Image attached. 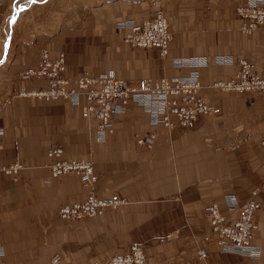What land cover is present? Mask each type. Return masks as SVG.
I'll use <instances>...</instances> for the list:
<instances>
[{
	"label": "crops",
	"instance_id": "crops-1",
	"mask_svg": "<svg viewBox=\"0 0 264 264\" xmlns=\"http://www.w3.org/2000/svg\"><path fill=\"white\" fill-rule=\"evenodd\" d=\"M241 2L0 0V125L4 129L0 243L4 261L52 264L55 257L54 264H90L119 252L115 251L119 245L132 240L130 234H139L145 264H264V90H222L212 85L234 76L237 59L247 60L254 72L264 75V30L243 33L238 29L235 7ZM14 10L24 16L13 35L16 17L6 16ZM157 11L171 30L164 56L156 47L131 45L115 28L119 20L149 18ZM8 34L6 47L5 43L1 46ZM40 48L50 58L63 53L62 73L68 78L94 76L112 68L116 77L129 84L141 77L186 74L191 66H174L171 59L203 55L206 64L196 67L199 90L216 110L176 126L169 135L170 147L158 146L149 152L138 149L132 140L135 132L151 128L142 108L129 103L122 112L112 113V131L98 143L110 135L117 144L95 147L100 171L95 186L101 196H122L129 201L120 209L104 212L100 219L70 224L56 211L59 205L83 197L81 180L74 172L50 175L52 159L46 150L59 143L62 158L78 159L90 149L94 134L79 104L62 96L28 94L47 84L44 75L21 76L35 66ZM219 55L231 62L216 61ZM96 121L90 119L91 124ZM153 129L156 140L166 139L161 125ZM254 187L258 206L253 211L256 228L251 241L260 248L258 257L225 251L213 235L201 238L210 223L208 202L215 201L223 210V194L243 199ZM199 246L204 248L203 257L196 254Z\"/></svg>",
	"mask_w": 264,
	"mask_h": 264
},
{
	"label": "built area",
	"instance_id": "built-area-1",
	"mask_svg": "<svg viewBox=\"0 0 264 264\" xmlns=\"http://www.w3.org/2000/svg\"><path fill=\"white\" fill-rule=\"evenodd\" d=\"M235 12L240 18L238 28L241 32L264 30V0H242L236 5ZM115 28L131 45L156 47L160 54L166 53L171 38L169 24L159 11L149 18L119 20L115 23ZM171 61L174 66L187 65L191 66V69L184 75L141 77L135 84H129L126 80L116 77L112 68L100 71L94 76L79 74L67 78L62 74L64 68L62 53L58 52L50 58L47 50L40 48L35 66L21 72V76L25 78L30 75H44L47 79L46 86L36 87L28 92L44 97L61 95L71 103L79 104L83 118L98 139H102L105 133L111 130L112 113L122 112L129 103L140 106L151 128L138 135L137 141L149 147L156 136V131L153 129L155 125H161L163 132L169 136L175 126L188 125L197 115L211 114L216 110V107L199 93L196 67L206 64L205 57L179 56L173 57ZM216 61L231 62L223 55L217 56ZM237 62L238 67L234 76L217 81L216 84L221 87L264 90V75L254 72L245 59H238ZM92 117L97 119L94 124L90 122ZM3 132L4 129L0 125V148ZM46 152L52 159L48 164L50 175L58 177L67 171L77 172L83 186L88 188L86 207L95 209L100 204V200L90 192L89 162L85 159L62 158V148L59 144L50 145ZM255 195V187L243 199L237 198L233 193H225L223 210L217 207L215 201L208 202L206 209L210 223L201 238L206 239L213 235L217 245L225 251L236 252L249 258L258 257L260 248L251 241L253 230L256 228L253 211L258 206ZM81 206L62 205L56 213L65 218L80 217ZM2 254L3 248L0 243V264H11L2 259ZM196 254L203 257L204 248L197 247ZM55 261L54 257L51 263L54 264ZM145 261L142 245L135 242L121 252L90 264H145Z\"/></svg>",
	"mask_w": 264,
	"mask_h": 264
},
{
	"label": "rangeland",
	"instance_id": "rangeland-1",
	"mask_svg": "<svg viewBox=\"0 0 264 264\" xmlns=\"http://www.w3.org/2000/svg\"><path fill=\"white\" fill-rule=\"evenodd\" d=\"M42 1H45V0H42ZM60 6H62V7H65L66 6V4H63V3H61V5ZM160 12V11H159ZM161 13V12H160ZM17 14V15H16ZM162 14V13H161ZM163 15V14H162ZM8 16H10V18L12 19V18H14V17H16L15 18V23H13V25H12V33H13V35L20 29V27L17 25L19 22H18V20L21 18V17H23L24 16V13H21V12H19V11H16V10H14V11H7V16H6V18L8 17ZM164 16V15H163ZM165 17V16H164ZM130 19H132V18H130ZM166 19V18H165ZM32 28H37V27H32ZM239 29V28H238ZM253 32V31H252ZM250 33V32H249ZM12 37H14V36H12ZM8 39H9V34H8V37L6 38V40H5V42L4 41H2V44H1V46L3 45V43H5V47H6V45H7V43H8ZM10 42H11V39H10ZM62 53V52H61ZM62 55H63V53H62ZM161 55V54H160ZM161 56H164V55H161ZM64 57V56H63ZM206 59V58H205ZM207 60V59H206ZM1 59H0V63H1ZM237 61H238V59H237ZM247 61V60H246ZM65 62V61H64ZM221 63H223V62H221ZM237 65H238V62H237ZM64 70V69H63ZM63 74V73H62ZM184 75V74H183ZM65 76V75H64ZM66 77V76H65ZM68 78V77H67ZM230 79V78H229ZM220 80H224V79H219V80H216V81H214L213 83H212V85H215V86H217V87H219L220 89H222V90H234V91H244V90H247V89H239V88H231V87H221V86H219V85H217L216 84V82L217 81H220ZM226 80V79H225ZM198 82H199V80H198ZM199 85H200V83H199ZM200 87H201V85H200ZM200 87H199V89H200ZM199 93H200V90H199ZM28 94H30L29 92H28ZM201 94V93H200ZM33 95V94H32ZM35 96H37V95H35ZM201 96L203 97V95L201 94ZM40 97H44V96H40ZM44 98H51V97H44ZM204 98V97H203ZM205 99V98H204ZM207 102H209V103H211L210 101H208L207 99H205ZM212 104V103H211ZM214 105V104H213ZM215 106V105H214ZM215 112V111H214ZM214 112H212V113H214ZM212 113L211 114H203V115H207V116H210V115H212ZM82 115V114H81ZM83 117V116H82ZM86 120V119H85ZM175 128V127H174ZM173 128V129H174ZM172 129V130H173ZM171 130V131H172ZM92 131H93V129H92ZM111 131H112V128H111V130L110 131H108L107 133H111ZM142 132L143 131H137V132H135L134 134H133V137H132V140H133V145H135L138 149H140V150H142V151H145V152H149L150 150H152L153 148H155V147H170V145L172 144L171 143V140H169L170 138V136H166V139H164V137H162V139H157L156 140V138L153 140V143L149 146V147H146V146H144V145H142L141 143H139L138 141H137V136L138 135H141L142 134ZM93 134H94V137L96 138V139H94V137L93 138H91L90 139V142H91V144H90V149L88 150V152L84 155V156H81V157H79L78 159H85V160H87L88 162H89V165H90V175H91V181H90V192L94 195V197L95 198H97V199H99L100 200V204H98L97 206H96V208L94 209V207L93 208H89V207H86V201H87V193H88V188L87 187H84L83 186V184L81 183V185H82V187H83V190H84V195H83V197L81 198V199H79V200H75V201H71V202H69V203H65V204H61V205H59L58 207H57V210L59 209V207H61L62 205H66V204H70V205H72V204H77V205H82L81 206V215H80V217H70V218H65V217H60V216H58V217H60V218H62V219H64V220H66L68 223H70V224H73V225H79V224H81L84 220H90V219H93V218H95V219H100L99 217H100V215L101 214H103L104 212H106V211H115V210H117V209H120L121 207H122V205L124 204V203H126V202H128L129 201V199L128 198H126V197H122V196H101L100 195V193H99V190H98V188H96V186H95V184L98 182V179H99V174H100V171H99V153H96L95 151H96V148L97 147H102V146H106V145H114V144H117V143H114L115 142V139L113 138V136H110V135H108L107 136V138L105 139V141L104 142H101V143H98L99 141H103L104 140V138L106 137V136H104L102 139H98L96 136H95V133H94V131H93ZM170 134H171V132H170ZM169 134V135H170ZM105 135H106V133H105ZM109 139V140H108ZM57 144H59V143H57ZM60 145V144H59ZM61 146V145H60ZM96 147V148H95ZM61 148H62V146H61ZM84 157V158H83ZM146 158V157H145ZM13 168V167H12ZM12 168H9V170H11ZM68 172H74V173H76L77 175H78V173L77 172H75V171H67V172H65V173H68ZM64 173V174H65ZM63 175V174H62ZM61 176V175H60ZM55 177V176H54ZM94 209V210H93ZM57 214V213H56ZM185 225L186 224H189L188 223V221H186L185 223H184ZM114 236H116L117 237V245L118 244H120L119 243V241H118V235H114ZM130 236V238L132 239L131 241H128L127 242V244L126 243H124V246H122V245H119L117 248H116V250L115 251H119V252H121V251H123L124 249H126L130 244H132V243H139V244H141L142 245V247H143V243L142 242H140V241H138V240H140L141 239V237L140 236H142V235H139V234H130L129 235ZM151 236H155V237H160V236H162V235H151ZM164 236V235H163ZM167 237H172L173 235H166ZM137 239V240H136ZM197 240H199V238L197 239ZM88 245H89V243H88ZM115 253H117V252H115ZM112 254H114V253H110V254H107V255H105V256H103L102 257V259L104 260L106 257H108V256H110V255H112ZM102 259H100V260H102ZM93 262V261H92Z\"/></svg>",
	"mask_w": 264,
	"mask_h": 264
},
{
	"label": "bare ground",
	"instance_id": "bare-ground-1",
	"mask_svg": "<svg viewBox=\"0 0 264 264\" xmlns=\"http://www.w3.org/2000/svg\"><path fill=\"white\" fill-rule=\"evenodd\" d=\"M256 30V29H255ZM171 39V38H170ZM170 41V40H169ZM168 46V45H167ZM161 55H164V54H161ZM64 67H65V62H64ZM64 69V68H63ZM63 71V70H62ZM114 71V70H113ZM58 96H61V95H58ZM57 97V96H55ZM63 97V96H62ZM118 113V112H117ZM176 127V126H175ZM96 261V260H95ZM97 261H100V260H97Z\"/></svg>",
	"mask_w": 264,
	"mask_h": 264
}]
</instances>
